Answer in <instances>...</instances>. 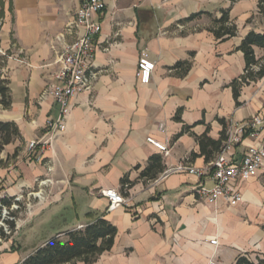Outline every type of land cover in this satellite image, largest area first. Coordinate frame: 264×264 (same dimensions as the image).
<instances>
[{
  "label": "crops",
  "instance_id": "crops-1",
  "mask_svg": "<svg viewBox=\"0 0 264 264\" xmlns=\"http://www.w3.org/2000/svg\"><path fill=\"white\" fill-rule=\"evenodd\" d=\"M104 1L95 17L100 35L91 89L75 97L66 129L36 162L27 145L42 138L46 122L57 115L53 100L44 96L56 70L51 45L72 26L79 0H0V69L11 100L8 108L0 107V122L15 124L20 133L0 153V200L21 196L28 202L16 222L18 238L0 244V264H18L50 239L65 240L67 232L97 217L115 227L116 237L112 249L92 264H234L242 254L263 256L264 162L256 177L232 184L243 198L235 208L222 200H199L197 179L186 173L143 183L133 171L152 155L163 158L165 170L180 163L202 168L207 163L196 137L218 140L220 121L240 124L262 112L264 78L243 86L236 101L229 87L244 69L242 39L251 31L264 33L258 0ZM226 9L237 28L226 41L208 31L212 18L205 14L176 24L198 13L219 18ZM77 34L72 27L64 43ZM145 50L155 68L150 83L141 85L136 70ZM254 52L262 57L260 49ZM178 62L188 63L185 73L172 70ZM178 111L180 121L174 120ZM185 126L189 131L177 137ZM149 137L166 144L169 155L148 144ZM244 149L237 146L234 153L240 157ZM126 174L133 182L123 196L127 203L109 211L98 192L124 195L120 180ZM202 182L212 185L208 178ZM67 207L75 217H66ZM55 221L63 222L29 253L21 252L25 233Z\"/></svg>",
  "mask_w": 264,
  "mask_h": 264
},
{
  "label": "built area",
  "instance_id": "built-area-1",
  "mask_svg": "<svg viewBox=\"0 0 264 264\" xmlns=\"http://www.w3.org/2000/svg\"><path fill=\"white\" fill-rule=\"evenodd\" d=\"M105 9L104 0H79L72 26L56 37L51 45L55 54L54 65L56 70L51 76V82L44 91V96L53 100L57 107L55 119L46 122V131L42 138L32 140L27 145L28 154L36 162H41L42 153L46 146H50L54 138L66 129L67 118L72 108L73 100L80 92L91 89L93 61L96 49V38L100 35V22L95 17L102 14ZM72 27L78 30L77 37L71 43H64L65 36ZM60 44L61 49H57ZM4 53L0 50V55ZM155 64L151 61L149 53H141L138 62L136 77L141 85H148L154 72ZM163 132V127H160ZM146 142L159 150L165 156L169 155L167 146L149 137ZM245 142H248L246 144ZM244 146L240 157L234 153L237 146ZM264 162V108L262 112L254 114L240 124L226 125V139L215 158L202 168H195L187 164H178L165 170L160 179L176 173H186L197 179L194 193L197 198L207 204H215L222 200L229 208H235L243 202L242 195L232 186L237 180L246 181L257 176ZM203 178H208L212 185L205 186ZM100 198L107 202V209L114 211L127 203V200L114 189H104L98 192ZM23 199L16 197L10 207H1L0 232L9 236L12 231L9 222L15 221L11 211L17 209V203ZM16 230V229H14ZM3 240L0 237V243ZM216 246L217 240L210 241ZM210 264H218L211 262Z\"/></svg>",
  "mask_w": 264,
  "mask_h": 264
},
{
  "label": "trees",
  "instance_id": "trees-1",
  "mask_svg": "<svg viewBox=\"0 0 264 264\" xmlns=\"http://www.w3.org/2000/svg\"><path fill=\"white\" fill-rule=\"evenodd\" d=\"M203 14L212 18L211 26L208 28V31L213 34L216 40L222 42L236 36L237 28L230 19L229 10L227 9L220 11L219 18L213 17L211 14L207 13H198L179 20L176 24L184 25L199 18ZM257 15L261 18L264 24V0H258ZM255 48L262 51V57L259 59L255 57ZM238 49L243 54L244 69L242 74L229 84L235 101L237 100L240 89L243 86L264 78V33L258 34L253 31L247 33L242 39ZM188 67V63L178 62L172 67V70L185 73ZM7 84V80L2 77L0 69V107L2 109L8 108L11 104ZM174 120L180 121L179 111L174 116ZM220 123L222 124V131L218 140H212L207 134L196 137V142L200 149V155L204 157L206 163L211 162L215 158L226 139V124L224 121H220ZM189 129V126H185L177 137L188 132ZM19 138L20 133L15 124L10 122H0V153L7 145ZM164 170L165 166L163 158L160 155H152L149 157L144 167L135 166L133 168V171L138 172L137 180H140L143 183L157 179ZM132 185L133 182L129 181L128 175H124L120 180V187L124 192V197L127 196L128 190ZM14 199L15 198L1 199L0 206L10 207L14 202ZM17 205H19V203H17ZM12 217L15 218V216ZM8 224L13 233L15 229V221H11ZM0 237L5 241H8L9 239V237L2 232H0ZM65 237V240L57 237L50 239L42 247L36 249L18 264H76L77 262L92 264L96 262L100 255L112 249L116 237V229L103 217H97L83 229L67 232ZM10 248L17 249L14 242H12ZM234 264H264V255L261 257L256 256L252 259L248 254H242L235 259Z\"/></svg>",
  "mask_w": 264,
  "mask_h": 264
},
{
  "label": "rangeland",
  "instance_id": "rangeland-1",
  "mask_svg": "<svg viewBox=\"0 0 264 264\" xmlns=\"http://www.w3.org/2000/svg\"><path fill=\"white\" fill-rule=\"evenodd\" d=\"M118 193L121 196H124L123 193H121L119 190H118ZM26 203H28V202H26L25 199H21L19 202V205H17L18 206L17 209H13L11 211V216H15V229H16V222H17L18 218L22 214H24V211L26 209ZM30 203H34V199L32 197L30 199ZM65 212H66V217L67 216L69 217L70 215L72 217H75L72 207H67L65 209ZM62 222L63 221H55L54 223H52L48 227H44V228L35 227L32 232H29L27 234L25 233V235H23V237L20 238V242H19V244L22 247L21 252L22 253H29L31 251V249L34 247V245H36L40 239H42L43 237H46L52 230L58 229L61 226ZM15 233H16V230H14L13 233L8 236L9 240L13 239V238H18ZM3 243H4V241H3ZM252 258H254V257L252 256Z\"/></svg>",
  "mask_w": 264,
  "mask_h": 264
}]
</instances>
